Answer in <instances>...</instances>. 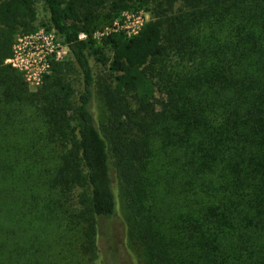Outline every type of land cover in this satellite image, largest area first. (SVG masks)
<instances>
[{
  "label": "trees",
  "instance_id": "16d2710c",
  "mask_svg": "<svg viewBox=\"0 0 264 264\" xmlns=\"http://www.w3.org/2000/svg\"><path fill=\"white\" fill-rule=\"evenodd\" d=\"M37 1L0 0V264H97L120 199L137 264H264V0H160L131 35L149 0H43L72 59L31 91L6 60Z\"/></svg>",
  "mask_w": 264,
  "mask_h": 264
},
{
  "label": "rangeland",
  "instance_id": "374dc122",
  "mask_svg": "<svg viewBox=\"0 0 264 264\" xmlns=\"http://www.w3.org/2000/svg\"><path fill=\"white\" fill-rule=\"evenodd\" d=\"M36 7L35 31L30 34L20 31L16 35L13 56L16 66L6 60V63L11 64L23 73L31 91H37L42 83L43 74L49 71V67L44 69L41 66V58L44 53L49 59H51L52 53H56L57 59H72V55L64 44L62 36L55 29H47V25L50 23V13L43 0H38ZM178 7L179 2H175L170 6L166 2L160 3V0H149L148 4L138 11H123L121 16L115 20L114 25L117 21L121 23L126 21L131 28H136L138 17L142 21L155 18L157 15H163L162 17L165 18L173 14ZM100 35L101 33H96L97 37ZM82 36L84 35L82 34ZM112 56L113 52L108 47L105 49L102 58H92L95 77L98 82L109 81L113 78V72L110 70ZM71 79L77 89L78 96L81 89V75L78 69L71 76ZM99 257L97 264H137V260L140 259L139 255L127 245L124 209L121 199L119 200L116 214L112 218L102 221ZM78 264L85 263L81 262Z\"/></svg>",
  "mask_w": 264,
  "mask_h": 264
},
{
  "label": "built area",
  "instance_id": "2783aa9c",
  "mask_svg": "<svg viewBox=\"0 0 264 264\" xmlns=\"http://www.w3.org/2000/svg\"><path fill=\"white\" fill-rule=\"evenodd\" d=\"M142 23H143V21L138 17V19H137V27L136 28H131L130 25H128L126 23V21H124L123 23L117 21L114 26L116 27L115 29H117V30L118 29H125L127 31V33L131 35V34L137 32V30L140 28ZM41 60H42V64H41L42 68L46 69L47 67H49L50 59L48 58L46 53H44L42 55ZM7 61L11 62L13 65L16 66L14 57L8 58Z\"/></svg>",
  "mask_w": 264,
  "mask_h": 264
}]
</instances>
